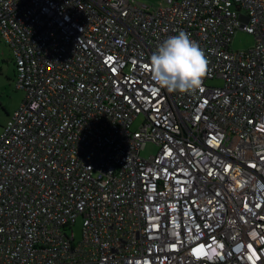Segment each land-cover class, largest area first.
I'll use <instances>...</instances> for the list:
<instances>
[{"label": "built area", "instance_id": "2783aa9c", "mask_svg": "<svg viewBox=\"0 0 264 264\" xmlns=\"http://www.w3.org/2000/svg\"><path fill=\"white\" fill-rule=\"evenodd\" d=\"M181 31L208 71L170 93L148 68ZM0 38L25 93L0 138V264H264V0H0Z\"/></svg>", "mask_w": 264, "mask_h": 264}, {"label": "clouds", "instance_id": "9594fccd", "mask_svg": "<svg viewBox=\"0 0 264 264\" xmlns=\"http://www.w3.org/2000/svg\"><path fill=\"white\" fill-rule=\"evenodd\" d=\"M208 61L199 45L181 31L168 37L150 57L148 71L158 88L190 93L199 89ZM213 256L209 253V259Z\"/></svg>", "mask_w": 264, "mask_h": 264}, {"label": "rangeland", "instance_id": "374dc122", "mask_svg": "<svg viewBox=\"0 0 264 264\" xmlns=\"http://www.w3.org/2000/svg\"><path fill=\"white\" fill-rule=\"evenodd\" d=\"M141 3H147L150 6L158 7L165 0H134ZM255 43L253 35L244 31H239L232 42L233 50H247ZM16 66L13 59V53L6 43L0 38V138L4 131V126L13 112L23 102L25 93L18 90L15 84ZM9 75V76H7ZM209 85L222 86L221 80L210 81ZM140 121H137L134 127H138ZM158 152V147L149 143L143 150L145 157L154 155ZM74 233L77 241L82 239L83 220L79 219L74 225Z\"/></svg>", "mask_w": 264, "mask_h": 264}, {"label": "snow or ice", "instance_id": "6c2138e0", "mask_svg": "<svg viewBox=\"0 0 264 264\" xmlns=\"http://www.w3.org/2000/svg\"><path fill=\"white\" fill-rule=\"evenodd\" d=\"M109 59H111V58H109ZM221 247H222V245H221ZM249 248H251V245H249ZM192 251H193V254H194L197 258H200L201 256L207 254V253L205 252V249H204V246H203V245H201V246L198 247V248L193 249ZM214 251H215V250L213 249V252H214Z\"/></svg>", "mask_w": 264, "mask_h": 264}, {"label": "crops", "instance_id": "0c3cea01", "mask_svg": "<svg viewBox=\"0 0 264 264\" xmlns=\"http://www.w3.org/2000/svg\"><path fill=\"white\" fill-rule=\"evenodd\" d=\"M7 76H9V75H7ZM15 79H16V74H15Z\"/></svg>", "mask_w": 264, "mask_h": 264}]
</instances>
